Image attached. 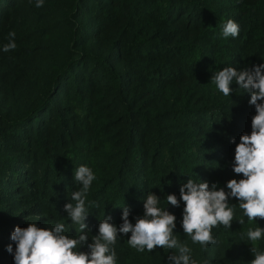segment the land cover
Listing matches in <instances>:
<instances>
[{
	"label": "trees",
	"instance_id": "trees-1",
	"mask_svg": "<svg viewBox=\"0 0 264 264\" xmlns=\"http://www.w3.org/2000/svg\"><path fill=\"white\" fill-rule=\"evenodd\" d=\"M228 19L235 38L222 36ZM9 32L16 48L5 52ZM261 63L264 0H0V264H14L17 226L60 222L80 234L63 206L74 203L81 165L96 176L89 243L104 216L122 223L123 206L134 224L151 192L198 264H250L246 232L264 220L248 221L230 198V229L214 227L217 243L204 248L183 233V201L167 205L166 195L179 199L189 178L225 191L243 178L232 171L235 146L251 133L255 107L235 82L225 96L211 76ZM130 235L114 245L117 264H168L177 251L138 252ZM256 247L264 251V238Z\"/></svg>",
	"mask_w": 264,
	"mask_h": 264
},
{
	"label": "clouds",
	"instance_id": "clouds-1",
	"mask_svg": "<svg viewBox=\"0 0 264 264\" xmlns=\"http://www.w3.org/2000/svg\"><path fill=\"white\" fill-rule=\"evenodd\" d=\"M43 0H36V7H42ZM239 25L228 19L222 26V36L235 38L239 35ZM10 38L3 50H14L15 32H9ZM211 81L225 96H230L233 82L243 92L250 93L249 104L255 107L251 119V133L242 134L235 146L232 171L242 179H229L224 188L207 181L195 182L189 178L179 189V199L175 194H167V205L179 207L183 201L181 227L183 233L190 236L193 243L207 248L217 241L212 229L219 225L230 229L234 219V208L229 199L235 198L239 208L248 221L264 220V63L253 64L250 69L238 71L226 66L211 76ZM234 142V141H233ZM96 179L93 170L81 165L75 170L74 180L81 185L71 194V201L65 203L63 210L72 224L79 226V235L66 234L69 230L64 223L54 227H37L28 223L26 228L15 227L11 240L15 242L14 264H117L114 245L118 237L131 233L128 238L130 247L138 252H153L156 248L176 249L167 257L168 264H198L191 256L187 243H181L174 235L176 217L166 208L159 206L161 198L153 193L143 199V215L135 217V223L129 220V208L122 207V223L117 227L107 216L100 220L98 232L91 236L89 243L88 226L85 220L92 202L86 197L92 182ZM242 225L244 219L238 220ZM244 236L241 240H244ZM246 238L251 242V254L254 259L250 264H264V251L256 247V242L264 238V228H249ZM86 246L88 251H81ZM13 252L12 245L6 249Z\"/></svg>",
	"mask_w": 264,
	"mask_h": 264
}]
</instances>
